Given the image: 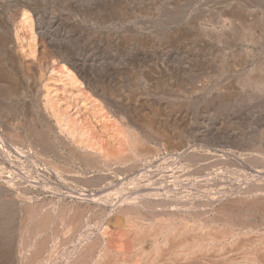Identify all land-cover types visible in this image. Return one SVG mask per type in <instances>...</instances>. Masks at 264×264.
Wrapping results in <instances>:
<instances>
[{"label": "rangeland", "instance_id": "rangeland-1", "mask_svg": "<svg viewBox=\"0 0 264 264\" xmlns=\"http://www.w3.org/2000/svg\"><path fill=\"white\" fill-rule=\"evenodd\" d=\"M21 1L0 0L1 34L15 33L14 9H19ZM34 8H38L34 11L47 49L53 53L51 64L59 69L58 58L63 64L76 62L86 81L83 86L97 98L100 118L104 122L111 118L106 120L112 122L108 123L109 134L125 141L137 132L157 149V159H136L144 169L161 175L180 167L181 158L191 152L203 156L198 172L191 168V174L159 184V190L213 180L216 189L237 191L264 172V0H37ZM0 57L15 69L21 90L8 96L0 89V115L5 118L0 117V163L4 165L0 167V245L6 244L12 251L18 247L23 198L35 200L46 194L44 197L71 195L70 199L77 197L74 192L78 189L99 193L117 185L121 190L129 182L130 175L124 172L131 162L106 166L92 161L89 165L93 167H87L74 161L66 148L72 142L68 134L56 128L51 134L43 123L46 89L53 92L62 83L56 84L58 78L50 73L41 82L34 71L26 75L10 44L0 49ZM66 68L60 67V72L71 67ZM31 127L43 131L46 140H30ZM17 134L22 143L15 139ZM125 143L121 141L119 148L129 154L130 145ZM49 159L58 160L68 171L76 169L79 175L107 176L108 184L86 188L66 175L55 176ZM124 191L110 200L120 198ZM3 255L1 259L8 261Z\"/></svg>", "mask_w": 264, "mask_h": 264}, {"label": "bare ground", "instance_id": "bare-ground-1", "mask_svg": "<svg viewBox=\"0 0 264 264\" xmlns=\"http://www.w3.org/2000/svg\"><path fill=\"white\" fill-rule=\"evenodd\" d=\"M36 4L37 0H23L19 3V9H14L15 33H0V49L8 44L15 47L19 66L26 75L34 71L41 82L50 73L53 78H58L55 79L56 84L62 83L55 87L52 85L53 92L47 87L43 99L46 102L41 110L43 119L47 122L43 123L52 131L51 134L56 133V128L71 138L72 142L66 146L70 157L87 167H90L89 163L92 161L97 165L101 163L106 166L131 162L129 170L124 172L125 176L130 175V179L125 186L121 185V190L126 191L115 201H111L110 197L121 192L120 185L113 189L108 186L99 193L78 189L74 192L77 197L70 199L67 197L71 195L64 198L63 195L54 194L53 197H44L46 194L44 196L41 194L42 196L35 200L29 198L28 201L23 198L25 200L24 204H21L23 215L17 233L18 247L9 251V246L0 245V259L5 253L3 258L8 256V261L3 259L6 260L5 264H264V172H258L255 180L245 187L238 188L237 191L236 188L227 190L218 187L217 190L214 188L213 180L181 188L175 186L169 190H159V184L164 186L166 182H174V179L179 181L191 174L189 173L191 168L194 173L198 172V163L203 156L198 152H191L185 158H181L183 163L180 167H174L161 175L144 169L136 159L148 160L153 157L157 159V149L150 146L142 136H138L137 132L130 135L129 143H125L128 139L121 140V135L118 139L116 134H109L108 123L110 125L112 122L106 123V120L111 118L108 117L105 122L101 119L102 116L100 118L97 98H93L83 86L86 81L81 76L76 62L72 60L67 62L64 59L66 62L63 64V60L58 58L55 62H58L59 69L54 66L55 64H51L50 61L54 59L53 53L47 49L41 25L37 24L39 18L34 11L38 9L34 8ZM3 59L0 57V89L5 95H18L21 90L15 69L10 68ZM67 65L71 68L64 74L61 73L60 67L67 69ZM86 85L89 88L88 84ZM47 117L54 121V126ZM37 127H31L29 132L26 131L29 133L28 138L30 140L34 138L35 143L46 140L43 131H39ZM113 128L114 133L119 131V128L118 131H115L117 127ZM23 133L25 134L24 131ZM5 134L8 137L14 135L9 132ZM103 134H106L105 137ZM16 138L18 142L23 139L18 134ZM120 140L125 143L124 145H130L131 148H128L132 150L134 156L130 154L131 150L129 154L125 153L127 155L121 152ZM15 151L20 154L26 152L21 149ZM50 162L55 176L66 175L75 184H82L86 188L92 184H108L107 176H98L97 179L86 172L79 175L75 172L76 169L68 171L62 168V163L58 160ZM3 166L0 163V167ZM73 171L75 174H71ZM28 172L27 175L30 173Z\"/></svg>", "mask_w": 264, "mask_h": 264}]
</instances>
